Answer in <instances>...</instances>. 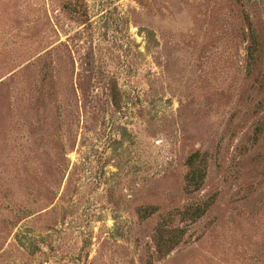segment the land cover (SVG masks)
Wrapping results in <instances>:
<instances>
[{
    "label": "rangeland",
    "instance_id": "1",
    "mask_svg": "<svg viewBox=\"0 0 264 264\" xmlns=\"http://www.w3.org/2000/svg\"><path fill=\"white\" fill-rule=\"evenodd\" d=\"M0 264H264V0H0Z\"/></svg>",
    "mask_w": 264,
    "mask_h": 264
},
{
    "label": "trees",
    "instance_id": "2",
    "mask_svg": "<svg viewBox=\"0 0 264 264\" xmlns=\"http://www.w3.org/2000/svg\"><path fill=\"white\" fill-rule=\"evenodd\" d=\"M249 55V53H248ZM250 60L248 63L249 71L251 72L253 68L254 61L252 59V55L249 56ZM204 161L203 154H201L198 151H194L191 154H189L186 158V164L188 167V171L185 175V189L187 191H195L199 188V186L202 184L203 177H204V170L198 167V163H201ZM206 205H194L191 211V215L195 217H199L202 215L206 210ZM149 209L147 212H151L152 208H146ZM190 207H186V210H190ZM184 211V210H183ZM172 230H168L169 234L167 238L163 237L164 231H158L157 234L154 236V244L156 247V252L159 255H164L170 252L173 249V246L178 243L179 238H177L176 233H171Z\"/></svg>",
    "mask_w": 264,
    "mask_h": 264
}]
</instances>
